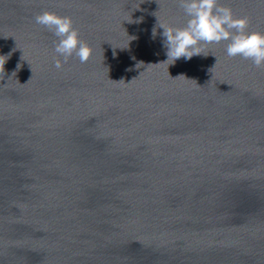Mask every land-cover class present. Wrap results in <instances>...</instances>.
Wrapping results in <instances>:
<instances>
[{
    "label": "water",
    "instance_id": "obj_1",
    "mask_svg": "<svg viewBox=\"0 0 264 264\" xmlns=\"http://www.w3.org/2000/svg\"><path fill=\"white\" fill-rule=\"evenodd\" d=\"M219 2L264 34V0ZM45 11L88 62L55 67ZM187 20L178 0H0V264H264V69L227 42L167 63L159 21Z\"/></svg>",
    "mask_w": 264,
    "mask_h": 264
},
{
    "label": "clouds",
    "instance_id": "obj_2",
    "mask_svg": "<svg viewBox=\"0 0 264 264\" xmlns=\"http://www.w3.org/2000/svg\"><path fill=\"white\" fill-rule=\"evenodd\" d=\"M178 3L188 17L185 27L175 28L159 21V27L164 29L167 63H174L182 57L191 60L193 56L205 54L204 45L227 42L228 57L239 56L264 69V34L249 32L247 18H236L233 10L222 6L219 0H178ZM35 22L57 37L54 50L63 57V61L56 59L57 69H62L73 56L81 63L89 61L93 49L80 39L71 17L45 11L35 17ZM5 58L0 56V71H4Z\"/></svg>",
    "mask_w": 264,
    "mask_h": 264
}]
</instances>
